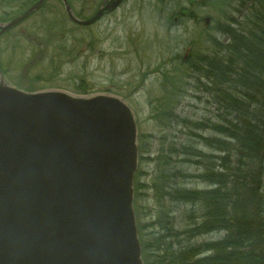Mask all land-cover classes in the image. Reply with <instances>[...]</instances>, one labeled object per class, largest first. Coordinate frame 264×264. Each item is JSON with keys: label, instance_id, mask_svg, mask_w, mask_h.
Returning a JSON list of instances; mask_svg holds the SVG:
<instances>
[{"label": "rangeland", "instance_id": "rangeland-1", "mask_svg": "<svg viewBox=\"0 0 264 264\" xmlns=\"http://www.w3.org/2000/svg\"><path fill=\"white\" fill-rule=\"evenodd\" d=\"M69 1L75 12L86 18L102 0ZM13 5H0V21H9L22 10ZM64 11L61 1L46 0L30 18L0 35L3 75L11 85L23 90L54 88L74 95L118 96L134 110L139 155L150 159L140 161L138 168V172L145 173L142 182L147 186L139 191L142 194L139 222L143 226L140 235L144 246L159 231L154 224L160 206L151 189L158 170L155 159L160 152L170 156L169 149L173 146L187 145L211 152L203 139L192 135L221 136L211 130L194 132L191 124H212L233 116L230 109L218 103L212 81L193 65L199 67V59L217 50L211 44L213 39L223 45L229 43L220 24L226 26L230 19H235L237 25L232 28L246 31L250 11L247 6H241L240 0L207 3L124 0L115 13L82 30H76L66 20ZM207 19H210L208 24ZM158 115L163 122L160 123ZM182 119L190 124L185 127L180 122ZM180 158L172 156V166L186 175L199 174L197 167L178 163ZM178 182L189 189L206 187L197 178ZM173 208L171 215L176 219V228L182 230L187 223L184 212L191 208L185 205H173ZM220 236L205 235L192 243H204ZM143 251L146 263L148 253Z\"/></svg>", "mask_w": 264, "mask_h": 264}, {"label": "water", "instance_id": "water-1", "mask_svg": "<svg viewBox=\"0 0 264 264\" xmlns=\"http://www.w3.org/2000/svg\"><path fill=\"white\" fill-rule=\"evenodd\" d=\"M45 1L0 21V35ZM61 1L80 26L121 3L105 0L84 20ZM137 137L135 115L120 98L25 92L0 68V264H144L134 209Z\"/></svg>", "mask_w": 264, "mask_h": 264}, {"label": "trees", "instance_id": "trees-1", "mask_svg": "<svg viewBox=\"0 0 264 264\" xmlns=\"http://www.w3.org/2000/svg\"><path fill=\"white\" fill-rule=\"evenodd\" d=\"M33 1L0 0V5L14 4L24 10ZM240 4L247 6L251 14L247 30L232 28L237 25L235 19L226 26L220 24L229 43L223 45L213 39L211 44L217 50L199 59V67L193 65L212 81L218 103L230 109L234 117L212 124H191L194 132L211 130L221 136L192 135L203 139L211 152L187 145L173 146L170 156L160 152L155 159L158 170L151 189L160 206L154 224L159 231L152 242L143 246L148 253L145 264H264V0H240ZM66 20L70 22L67 17ZM158 118L163 122L160 115ZM180 122L185 127L190 124L186 119ZM172 156H180L178 163L182 165L197 167L199 174L186 175L176 169ZM145 160L150 161L140 157V161ZM144 175L142 171L136 175L138 220L142 198L139 191L147 188L142 182ZM187 178H197L206 187L189 189L178 182ZM173 205L191 208L184 212L187 223L182 230L176 228V219L171 215ZM139 230H143L140 222ZM210 234L221 237L192 243Z\"/></svg>", "mask_w": 264, "mask_h": 264}]
</instances>
